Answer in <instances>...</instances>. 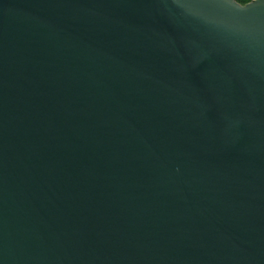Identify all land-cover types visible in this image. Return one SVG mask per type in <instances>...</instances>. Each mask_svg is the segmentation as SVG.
I'll return each instance as SVG.
<instances>
[{
  "label": "water",
  "instance_id": "water-1",
  "mask_svg": "<svg viewBox=\"0 0 264 264\" xmlns=\"http://www.w3.org/2000/svg\"><path fill=\"white\" fill-rule=\"evenodd\" d=\"M0 264H264V0H0Z\"/></svg>",
  "mask_w": 264,
  "mask_h": 264
},
{
  "label": "trees",
  "instance_id": "trees-1",
  "mask_svg": "<svg viewBox=\"0 0 264 264\" xmlns=\"http://www.w3.org/2000/svg\"><path fill=\"white\" fill-rule=\"evenodd\" d=\"M236 1L241 5H246L250 2H252L253 0H236Z\"/></svg>",
  "mask_w": 264,
  "mask_h": 264
}]
</instances>
